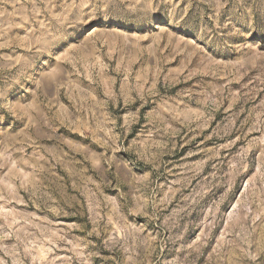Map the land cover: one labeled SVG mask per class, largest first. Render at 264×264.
Masks as SVG:
<instances>
[{
  "label": "rangeland",
  "instance_id": "374dc122",
  "mask_svg": "<svg viewBox=\"0 0 264 264\" xmlns=\"http://www.w3.org/2000/svg\"><path fill=\"white\" fill-rule=\"evenodd\" d=\"M0 264H264V0H0Z\"/></svg>",
  "mask_w": 264,
  "mask_h": 264
}]
</instances>
